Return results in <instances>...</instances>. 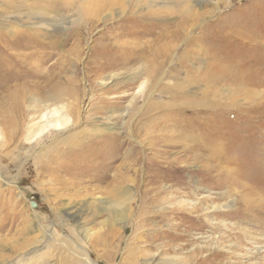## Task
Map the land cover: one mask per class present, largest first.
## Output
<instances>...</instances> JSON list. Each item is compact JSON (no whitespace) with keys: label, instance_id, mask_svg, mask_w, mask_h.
I'll return each mask as SVG.
<instances>
[{"label":"rangeland","instance_id":"obj_1","mask_svg":"<svg viewBox=\"0 0 264 264\" xmlns=\"http://www.w3.org/2000/svg\"><path fill=\"white\" fill-rule=\"evenodd\" d=\"M97 1L0 0V264H264V0Z\"/></svg>","mask_w":264,"mask_h":264},{"label":"bare ground","instance_id":"obj_2","mask_svg":"<svg viewBox=\"0 0 264 264\" xmlns=\"http://www.w3.org/2000/svg\"><path fill=\"white\" fill-rule=\"evenodd\" d=\"M117 1L118 0H98L95 4H94V6L93 7H95V11L94 12H96V11H101L102 9H104V8H107V7H114V6H116V4H117ZM144 1H146V0H144ZM149 1V0H148ZM149 3V2H148ZM119 4V3H118ZM117 4V5H118ZM152 4V3H151ZM153 5V4H152ZM151 6V5H150ZM153 7H155V6H153ZM115 8V7H114ZM109 9V8H108ZM149 10V9H148ZM150 11V10H149ZM103 12V11H102ZM148 14V13H147ZM151 14V13H150ZM149 14V15H150ZM155 14V13H154ZM98 16V14L96 13L95 14V16ZM134 15H136L135 13H131V15H128L129 17H130V19L131 18H133L134 17ZM142 15V14H141ZM148 15V16H149ZM148 18V17H147ZM134 19V18H133ZM133 21V20H132ZM129 22V21H128ZM137 22V21H136ZM144 31V30H143ZM40 44H41V42H40ZM119 44V43H118ZM117 44V45H118ZM48 46V45H47ZM113 46V45H112ZM134 46V45H133ZM132 46V47H133ZM44 47V46H43ZM114 47V46H113ZM128 47V46H127ZM131 48V47H130ZM138 49H141V48H138ZM41 50H44V49H42L41 48ZM40 50V51H41ZM132 50V49H131ZM46 51V50H45ZM130 51V50H129ZM125 52V51H124ZM123 53V52H122ZM135 53V52H134ZM132 54V53H131ZM140 54V53H139ZM142 54V53H141ZM140 54V55H141ZM39 55V54H38ZM120 55V54H119ZM139 55V56H140ZM143 56V55H142ZM116 58V57H115ZM133 59V58H132ZM121 62H118V63H116L114 66H116L117 64L118 65H124V66H126V65H129V64H131V63H133V64H142V62L143 61H141L140 59H136V61L135 60H131L130 58H127L126 60L125 59H122V60H120ZM138 66V65H137ZM111 67H113V66H111ZM141 67H142V65H141ZM138 68V67H137ZM136 69V68H135ZM139 69V68H138ZM137 69V70H138ZM128 70V69H127ZM125 71H126V69H125ZM140 71V70H139ZM145 71L146 70H144L143 68H142V71H140V72H144L145 73ZM134 72V71H133ZM158 72H159V70L157 71V73L155 72V73H150L149 72V74L148 73H146V74H148V78H150V80H152V83H151V85L152 86H156V84L158 83V82H161L162 81V75H160V76H158L157 74H158ZM141 75H145V74H143V73H140V74H138V72H137V74H136V76H139V77H141ZM147 80H149V79H147ZM191 81H193V80H191ZM136 82V81H135ZM185 82H187V81H185ZM145 84V83H144ZM187 84V83H186ZM132 85V84H131ZM158 85V84H157ZM176 85V84H175ZM145 86V85H144ZM127 87V86H126ZM143 87V86H142ZM169 87V86H168ZM166 88V91L168 92V94H169V96H168V98L171 100V103L170 104H158L157 106L159 107V108H161L162 110H165V109H170V108H179V107H181V106H188V104H190V103H185L184 102V104H182V100H181V97H183V93H184V91L182 92L180 89H179V87H172V88ZM144 88V87H143ZM155 88V87H154ZM186 93V92H185ZM22 94V93H21ZM160 94V93H159ZM165 94V93H164ZM138 95V94H137ZM24 97V96H23ZM164 97V96H163ZM120 98V97H119ZM165 98V97H164ZM163 98V99H164ZM185 98V97H184ZM121 99V98H120ZM111 100V99H110ZM54 101L56 102L57 101V99H54ZM132 101V100H131ZM21 102V101H20ZM51 102V100H50V96H48L47 98L45 97V96H43V100L41 101V104L42 103H50ZM117 102V101H116ZM119 102V101H118ZM132 103V102H131ZM195 104V103H194ZM153 105V104H152ZM151 105V106H152ZM155 105H156V103H155ZM192 105H193V102H192ZM156 106V107H157ZM250 106V105H249ZM44 107H46V106H44ZM157 107V108H158ZM192 107H194V106H192ZM197 107V106H196ZM42 108V107H41ZM41 108H40V110H41ZM151 108V107H150ZM158 108V109H159ZM186 108V107H185ZM191 108V107H190ZM189 108V109H190ZM181 109H183V108H181ZM194 108H192V110H193ZM39 110V111H40ZM128 110H130V109H128ZM178 110V109H177ZM126 111V110H125ZM146 111V110H145ZM151 111H152V108H151ZM159 111V110H158ZM168 111V110H167ZM180 111V110H179ZM178 111V112H179ZM184 112H185V110H184ZM193 112H195V111H193ZM192 112V113H193ZM42 113V112H41ZM123 113V112H122ZM43 114V113H42ZM56 114H58V111L57 112H53V113H46V114H43V116H42V118H45L46 120H44V121H46V123H45V128H47V127H49V126H52V125H50L51 124V120L53 119H49V116H53V115H55L56 116ZM167 114V113H166ZM172 114H174V113H172ZM123 115V117H126L127 115H125V114H122ZM162 115H163V112H162ZM175 115V114H174ZM179 115H181V114H179ZM191 115V114H190ZM130 116V115H129ZM164 116V115H163ZM54 117V116H53ZM176 117V116H175ZM197 117V116H196ZM51 118V117H50ZM58 118H59V120H57L56 122H55V124H56V127H62V126H65V125H63V124H66L67 122H68V120H67V118H68V116H67V114H65L64 116L63 115H61L60 117L58 116ZM161 118V117H160ZM164 118V117H163ZM166 118V117H165ZM188 118H190V117H188ZM55 119V118H54ZM154 119V118H153ZM162 119V118H161ZM177 119V118H176ZM196 119V118H195ZM197 119H198V117H197ZM152 120V119H151ZM166 120H167V118H166ZM165 120V121H166ZM169 120V119H168ZM175 120V119H174ZM183 120V119H182ZM153 121V120H152ZM155 122H156V120H154ZM162 121H163V119H162ZM161 121V122H162ZM172 121V120H171ZM189 121V120H188ZM191 121V120H190ZM192 121H194V120H192ZM198 121V120H197ZM42 122V121H41ZM154 122V123H155ZM159 122V121H158ZM160 122V123H161ZM175 122V121H174ZM127 123H128V120H127ZM167 123H169V122H167ZM173 123V122H172ZM182 123V122H181ZM188 123V122H187ZM186 123V124H187ZM159 124V123H158ZM158 124H156V125H158ZM164 124V123H163ZM128 125V124H127ZM153 125V124H152ZM151 126V125H150ZM186 126V125H185ZM201 126V125H200ZM206 126H207V124H206ZM210 126V125H209ZM149 127V126H148ZM147 127V128H148ZM152 127V126H151ZM157 127V126H156ZM162 127V126H161ZM164 127H165V125H164ZM163 127V128H164ZM198 125L196 124V122L194 123V124H191L190 122H189V124L185 127V131H191L194 135H196V132H197V130H198ZM166 128H167V126H166ZM174 128V127H173ZM134 128H132V130H133ZM150 129V128H149ZM148 129V130H149ZM154 129V128H153ZM156 129V128H155ZM131 130V131H132ZM164 130H165V128H164ZM170 130V129H169ZM144 131V130H143ZM142 131V132H143ZM152 131V134H153V132L155 131V133H156V130H151ZM157 131H160V129L159 130H157ZM162 131V130H161ZM181 131V130H180ZM205 131V130H204ZM144 132H146V131H144ZM132 133V132H131ZM148 133V132H147ZM151 133V132H150ZM154 133V134H155ZM161 133V132H160ZM162 133H164V132H162ZM190 133V132H189ZM137 134V133H136ZM142 135H143V133H141ZM158 134V133H157ZM176 134V133H175ZM182 134L184 135V133H183V131H182ZM185 134H186V132H185ZM188 134V133H187ZM129 135V134H128ZM133 135V134H132ZM131 135V136H132ZM171 135V137H172V135L173 134H170ZM91 136H93V135H90V137ZM185 136V135H184ZM205 136V135H204ZM84 137V136H83ZM135 137V136H134ZM170 137V138H171ZM187 137H188V135H187ZM186 137V138H187ZM117 138V137H116ZM142 138V137H141ZM159 138V137H158ZM169 138V137H168ZM167 138V139H168ZM204 138V137H203ZM206 138V137H205ZM132 139V138H131ZM163 139H164V136H163ZM173 139V138H172ZM209 139V138H208ZM111 140V139H110ZM114 140H116V139H114ZM146 140V139H145ZM148 140V139H147ZM154 140V139H153ZM156 140V139H155ZM193 140V139H192ZM91 141V140H90ZM108 141H109V139H108ZM107 141V142H108ZM113 141V140H112ZM118 141V140H117ZM172 141V140H171ZM181 141V140H180ZM159 142H160V140H159ZM165 142V141H164ZM109 143V142H108ZM185 143H186V141H185ZM205 143H207V142H205ZM207 144H210V143H207ZM83 145V144H82ZM105 145H107V144H105ZM111 145H112V143H111ZM152 145V144H151ZM156 145V144H155ZM160 145V144H159ZM116 146V145H115ZM119 146V145H118ZM122 146V145H121ZM187 146V145H186ZM83 147V146H82ZM81 147V148H82ZM120 147V146H119ZM190 147V146H189ZM210 147V146H209ZM212 148V147H211ZM210 148V149H211ZM84 149V148H83ZM113 149V148H112ZM213 149V148H212ZM82 150V149H81ZM115 151H113L112 153H110L109 155H112V156H115L119 151H118V149H114ZM214 150V149H213ZM72 151H74V150H72ZM71 151V152H72ZM84 151V150H83ZM85 152V151H84ZM86 152H87V150H86ZM68 153V152H67ZM88 154V153H87ZM62 155V154H61ZM83 155H84V153H83ZM87 156V155H86ZM89 156H90V154H89ZM95 156V155H94ZM93 156V157H94ZM98 158H100V156H101V154H98V155H96ZM85 157V156H84ZM88 159H89V157H87ZM91 158V157H90ZM132 167V166H131ZM111 171H113V170H111ZM119 171V169H117V170H115V171H113L114 172V175L112 176H110V175H108V172H110V170H108L106 173H104V172H102V173H98L97 172V174H96V177H97V179H98V181L99 182H101V181H103V180H107V179H111V178H113V180H114V182H115V185L116 186H114V190L112 189L111 190V193H115L114 195H119L122 191H123V189L122 188H120V183H122V182H124L123 181V179L126 177V175H121V173L120 174H117V172ZM121 171V170H120ZM127 171H128V169H127ZM129 176V175H128ZM131 179V178H130ZM258 192V191H257ZM117 195V196H118ZM154 200V199H153ZM264 202V201H263ZM244 204V203H243ZM209 207V206H208ZM212 207V206H211ZM264 207H262V209H263ZM209 209V208H208ZM249 209V208H248ZM264 210V209H263ZM125 211H124V209H121V210H116V211H113V215L115 216V217H120L121 219L123 218H126L125 217V213H124ZM165 212V211H164ZM206 212H207V210H206ZM235 215V214H234ZM256 215V214H255ZM119 218V219H120ZM257 218V217H256ZM255 218V219H256ZM258 218H260V217H258ZM252 239V238H251ZM254 241V240H253ZM36 242H35V240L32 242H29V243H26L25 244V246H24V248L26 247L27 248V246L28 245H31V244H35ZM25 248V249H26ZM85 256H87V255H85ZM159 263H157V264H161L162 263V259H160L159 258ZM230 261V260H229ZM259 261V260H258ZM90 262V261H89ZM88 262V263H89ZM150 264V263H149ZM151 264H153L152 262H151Z\"/></svg>","mask_w":264,"mask_h":264}]
</instances>
